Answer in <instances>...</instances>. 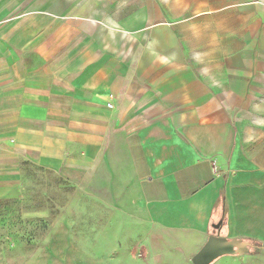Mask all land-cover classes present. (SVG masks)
<instances>
[{
    "label": "crops",
    "instance_id": "crops-1",
    "mask_svg": "<svg viewBox=\"0 0 264 264\" xmlns=\"http://www.w3.org/2000/svg\"><path fill=\"white\" fill-rule=\"evenodd\" d=\"M19 1L59 21L64 44L25 62L53 72L26 78L12 109L34 162L81 181L53 264H193L214 234L264 254V0ZM119 2L147 12L122 20L105 6ZM143 26L148 46L126 53Z\"/></svg>",
    "mask_w": 264,
    "mask_h": 264
},
{
    "label": "rangeland",
    "instance_id": "rangeland-1",
    "mask_svg": "<svg viewBox=\"0 0 264 264\" xmlns=\"http://www.w3.org/2000/svg\"><path fill=\"white\" fill-rule=\"evenodd\" d=\"M94 6L98 8L100 5ZM105 6L110 12L116 7L123 8L125 17L122 20H127L131 10L137 7L147 12L146 2L135 5L128 2L108 3ZM50 17L45 10L36 11L32 6L23 7L19 0H11L0 19V264H53L51 239L60 232L66 220H81V213L74 212V207L70 205L79 199L70 197L75 189L81 187L78 173L62 169L54 172L34 162L28 152L31 132L28 128L17 127V113L13 111L18 107L13 104L15 96H24L26 78H46L53 72L43 70L31 74L24 71L25 62L28 60V63L38 67L45 65L54 57L55 51L64 46L61 43L63 37L57 34L59 21L52 23ZM75 17L72 16L73 19ZM70 20L71 17L66 19L61 28L69 29L74 23ZM122 29L130 38L132 34L126 32L124 27ZM22 30L26 31L23 41L21 35H16ZM55 30L58 31L55 33ZM134 30L141 36L127 40L126 53L135 44L140 46L138 51L150 42L148 27L132 28L131 32ZM238 30L240 32V26ZM9 33H13L10 36L12 40L6 47L4 37ZM38 33L40 39L26 40L28 34L38 38ZM14 39H19L15 42L23 47L14 43L13 50L10 45ZM10 55L15 56L14 61L8 60ZM214 264H264V254L230 255L218 259Z\"/></svg>",
    "mask_w": 264,
    "mask_h": 264
},
{
    "label": "water",
    "instance_id": "water-1",
    "mask_svg": "<svg viewBox=\"0 0 264 264\" xmlns=\"http://www.w3.org/2000/svg\"><path fill=\"white\" fill-rule=\"evenodd\" d=\"M252 245L240 239H226L219 234L209 236L207 243L193 258V264H214L226 256H244L250 253Z\"/></svg>",
    "mask_w": 264,
    "mask_h": 264
},
{
    "label": "built area",
    "instance_id": "built-area-1",
    "mask_svg": "<svg viewBox=\"0 0 264 264\" xmlns=\"http://www.w3.org/2000/svg\"><path fill=\"white\" fill-rule=\"evenodd\" d=\"M110 107H112V106L110 105Z\"/></svg>",
    "mask_w": 264,
    "mask_h": 264
}]
</instances>
